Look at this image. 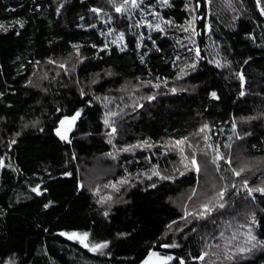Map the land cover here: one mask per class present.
I'll return each instance as SVG.
<instances>
[{"label":"trees","instance_id":"1","mask_svg":"<svg viewBox=\"0 0 264 264\" xmlns=\"http://www.w3.org/2000/svg\"><path fill=\"white\" fill-rule=\"evenodd\" d=\"M60 2L0 0V24L8 28L0 30V157L11 165L0 169V258L15 253L18 264H142L151 249L183 256L187 264H230L222 255L225 242L235 234L232 245L243 244L252 213L258 221L252 230L264 239V197L256 193L255 201L245 199L242 187L245 178L251 186L264 181V15L256 0H211V4L200 0V8L193 14L204 19L197 20L200 35L193 39L203 59L195 71L186 68L190 74L182 80L177 79L180 69L194 57V52L187 51L192 47L190 33L167 26L165 33H158L134 25L136 21L158 22L147 14L155 10L165 19L187 26L191 17L184 5L196 0H171L170 8L157 0H145L141 7L149 3L150 7L144 13L134 10L131 21L115 13L107 0H66L57 14ZM261 4L264 6V0ZM92 7H102L110 14L111 25L105 23L104 13L98 17L90 12ZM17 20L24 22L23 28L10 26ZM204 25H211V31ZM109 27L116 32L107 35ZM120 31L125 32L124 51L122 44L111 43ZM141 32L145 39L137 47ZM105 43L108 48L100 51ZM73 45L80 46L81 55L87 57L83 63L76 62ZM49 58L57 63H48ZM215 59L230 62V68H216L208 62ZM60 63L67 65V74ZM236 73L245 77L244 96L239 95L241 82ZM149 81L161 87L153 88ZM171 87L188 91L172 94ZM81 89L87 95L81 97ZM212 91L219 100L211 98ZM151 95L156 98L149 100ZM81 108L84 111L69 134L71 143L61 141L54 132L58 119ZM111 112L119 115L107 117L117 128L109 144L111 129L103 120ZM253 116L258 119L245 122L244 118ZM34 120L40 121L43 132L37 127L23 128ZM204 124L211 128L206 130L207 141L205 133L195 135ZM183 137L195 146H185V155L195 151L199 173L190 164V170H185L179 151L165 147ZM13 138L17 143L9 148ZM144 140L154 146L118 151ZM208 144L230 157L231 165L220 160L217 171L211 162L215 153ZM227 144L231 147H225ZM246 166L251 171L240 177L231 171ZM153 167L175 179L153 176L149 180ZM176 169L185 174L181 176ZM66 172L72 175H64ZM121 179L135 186H122L119 192L106 187ZM152 183L156 188L150 187ZM233 183L236 189L231 188ZM37 184L47 192L41 196L31 192ZM225 184L229 190L223 209L216 208L206 219H180L185 207L193 213L202 210L200 205ZM193 190L196 195L189 199ZM108 195L114 200L122 197L127 203H97ZM49 201L52 204L45 209L43 205ZM105 210L109 211L107 218ZM173 220L178 222L173 229L184 227L175 236L166 227ZM71 231L89 232L91 243L106 240L109 247L94 253L60 235ZM173 239L180 248L159 246ZM202 251L210 253L205 261L191 258ZM240 264H264V252L257 250Z\"/></svg>","mask_w":264,"mask_h":264},{"label":"snow or ice","instance_id":"2","mask_svg":"<svg viewBox=\"0 0 264 264\" xmlns=\"http://www.w3.org/2000/svg\"><path fill=\"white\" fill-rule=\"evenodd\" d=\"M81 2H83V0H81ZM108 4L114 9V12L117 14H120L121 17L131 21L132 20V16L134 13V10L139 9L141 13L145 12V8L150 7V3L149 5L145 6V7H141L142 5H144L145 0H120L119 3H117V0H107ZM157 2L159 3L160 6L162 7H172V2L171 0H157ZM204 2L206 4H211V0H204ZM66 3V0H61V2L58 4L57 8H56V12L57 14L60 13V10L62 8H64ZM256 5L257 7L260 8V12L261 15H264V6H262L261 4V0H256ZM200 0H196V3L194 4H188L186 3L184 5L185 10L190 14V19L187 20V26H185L184 24H177L174 20L172 19H165L158 11L152 10L150 12H147L148 15H151L152 17H154V19L158 22H151V21H136L135 22V27L136 28H140V27H147L148 29H152L155 30L158 33H165L166 32V27H176L178 29H180L181 31L185 32V33H190V35L188 36V39L191 41L192 43V47L187 48V51L189 52H194V57L192 58L191 62L186 64L184 68L180 69V75L177 76V79H184V76L189 75L190 72L185 71V69H190L191 71H195L197 69V66L200 62L201 59H203L202 55H201V49L200 47L196 44V41L193 39L194 36H198L200 35V32L197 31L196 28V22L197 20H203L204 16H197L194 15L193 13H196L199 8H200ZM90 12L96 14L98 17L101 15V13H104L105 16H107V20L105 21L106 24L111 25L113 18L110 14L105 13L104 9L102 7H92L89 9ZM80 19H83V17H80ZM18 24L20 28L24 27V22L23 21H15L12 25H10L11 27H15V25ZM91 27H95V24L90 25ZM128 27L131 28L133 27L132 23L128 24ZM205 28H207L209 31H211V25H204ZM0 30L2 31H7L8 28L4 25V24H0ZM116 32V29L113 27H109L108 28V32L107 35H111L113 33ZM19 34V33H17ZM104 33H102L103 35ZM134 35H136L134 33ZM148 40H152V36L148 35L146 37ZM252 40H255L254 36H250L249 37ZM145 39L144 33H139L138 34V42L136 44L137 47H140L143 44V41ZM153 43H155V41H152ZM112 44H117L120 43L123 46L121 47V51H124L125 48L127 47V42L125 40V32L124 31H120L117 36L116 39H113L111 41ZM92 47H96V45H93ZM73 48L76 51V62L77 63H83V61L85 59H87V57H83L80 53V46L78 45H73ZM108 48V44L105 43L103 48L100 49V51H105ZM177 60L180 59L179 56L176 57ZM141 62H143V59H141ZM209 63H214L216 68H226L229 67L230 68V62L228 61H224L222 62L220 59H215V60H209ZM37 64H39L40 62L37 61ZM48 63L50 64H56L57 62L55 60H52L51 58H49ZM245 63H247V61H245ZM59 67L61 69L65 70V73L67 74L68 72V68L67 65L65 63H60ZM109 76L112 75L111 72L108 73ZM238 79L240 80V87H241V91L239 93L240 96H244L245 92L243 91V87H244V82H245V77L243 75V73H236ZM45 79L47 78L46 76L44 77ZM159 79V78H157ZM29 84H32V81L29 80L28 81ZM78 83V81H77ZM93 84L96 83V80L92 81ZM149 84H151V86L153 88L159 89L161 87L160 83H156V84H152L151 81L148 82ZM163 84L165 87L168 86V82L167 80L163 81ZM44 91H47L46 89H44ZM177 91H188L187 88H180L177 89L176 87H171L170 88V92L172 94L177 93ZM3 93H0V96H2ZM80 95L81 97L87 95V93L81 89L80 90ZM210 96L213 99L219 100V96L217 94L216 91H212L210 92ZM96 99H100L99 97H95ZM156 97L155 95H151L148 97L149 100H154ZM105 100H107L108 98L105 97ZM89 104H91V100L88 101ZM140 107H142V105H140ZM57 112H60L61 109L57 108L56 109ZM83 109H77L74 111L73 114L71 115H64L63 117L58 119V126H56L54 128V132L55 135L61 140L64 141L66 143H71V140L69 139V133L72 131L76 121L78 120L79 117H81L82 113H83ZM119 115V113L117 112H111V113H105V119L103 120V123L105 126H107L108 128L111 129L110 132L107 133L109 139H108V143L112 144V137L117 133V128L114 126L113 123L110 122V120L107 118L109 116H117ZM253 119H258V117H247L244 118L245 122H247L248 120H253ZM40 121L39 120H34L32 121L30 124L29 123H25L23 125V128H28V127H37L39 129L40 132H43L44 129L43 127H40ZM237 128V124L235 123V121H233L232 123V129L233 132L235 133V130ZM206 130L211 131V128L208 124H204L197 133H195V135H199L201 133H205L204 135V140L207 141L209 139V136L206 134ZM17 136L20 135V132L16 133ZM245 135H251L250 132H246ZM237 138H241L239 137V135L237 134ZM229 139H231V137H229ZM17 141L16 139H11L8 142V146L9 148L11 147V145L16 144ZM154 145L149 143L148 140H144L139 142L138 144L135 145H128L126 147H122L120 149H118V151H122V152H128L131 151L134 148H151ZM185 146L188 148H195V146L189 141L188 137H183L180 139L175 140L174 142H170L168 145H165V147H174L175 149H177L181 155V163L184 166L185 170H190L189 169V164L191 165V168L194 169L197 173L200 172V166L197 162L196 159V155H195V151L193 152V154L191 156L189 155H185ZM113 147H115V145H113ZM208 148L213 149L215 155L212 157V163L214 165H216L217 171L220 170V165L218 163V161L220 160H225L228 163V165H231V158L230 157H225L224 155H222L219 151V149L217 147H214L212 144H208L207 145ZM225 147H231L230 144L225 145ZM107 155L111 156L112 159H116V157L112 154V153H108ZM205 156H207V153H204ZM74 158V156H73ZM5 167H11V165H6L5 161L2 157H0V169L5 168ZM15 171V169H13ZM177 172H179V174L181 176H183L185 174L184 171H180V169H176ZM232 173L237 176L240 177L242 176V174L245 171H251L250 167H241L239 170L232 168L231 169ZM64 175L66 176H71L72 173L71 172H66L64 173ZM153 176H156L159 178V180H174L175 177L173 176H166V175H162L160 173V171L157 170L156 167H153L151 169V175H148V179L151 180ZM221 179H224L223 177H221ZM135 186L131 184V181L128 179H121L119 180L116 184H111V185H106V187H112L114 189V191L119 192L122 186ZM156 183H152L150 185L151 188H156ZM79 188H83L84 186L81 184L78 186ZM236 184L233 183L231 184V188L232 189H236ZM242 187L246 190V197L245 199L251 198L252 201L256 200V196L254 194L258 193L260 196L264 197V181H261L260 184H257L255 186H251L249 184V180L247 178L242 180ZM229 190V186L227 184H225L222 188H220L213 197L209 198L207 203H203L200 205V209L202 210H198L196 213L193 212H189L187 210V208L185 207L183 209L184 215H182L180 217L181 220H185L187 221L189 217H194L197 220L200 219H206L207 216L214 211L216 208H220L223 209L225 207L224 204V198L226 193ZM97 192H99V189H96ZM31 192L35 193L37 196H41L43 195L45 192H47V189L44 188L43 190H41V185L37 184L36 186L31 188ZM196 195V191L193 190L191 196L189 197V199H191L193 196ZM113 201V202H123V203H127V201H124L122 197H120L118 200H114V197L112 195H108L106 197H100V199L97 201V203H101V204H108V202ZM52 204V201H49L48 203H45L43 205V207L45 209L49 208ZM109 215V211L105 210L103 212V216L105 218H107ZM178 222L176 220L171 221V223H169L166 227L171 230V233L173 236H175L176 233L178 232H183L184 231V227H180L178 226L176 229H173V225H177ZM186 226V225H185ZM253 226H258V221L256 219L255 213L251 214V223L247 226L248 230L246 232V239L243 242V244L241 245H232V241L236 240V236L235 234L232 235V237H230L229 239L226 240L225 245H224V249L222 252L223 255V259L226 262H230V264H240V260L242 259H247L249 257H251L257 250L264 252V239H260L256 234H254L253 232ZM241 227H244V225H241ZM196 229L193 228L192 231H195ZM61 236H65L67 239L69 240H74L79 242L80 244L83 245V247L89 249L91 252H100L103 253V251L105 249H107L109 247V241H101V242H96V243H91L89 240L90 237V233L89 232H83V233H79L76 231H71V232H61L60 233ZM118 235H126L125 233H119ZM167 233L165 234V237H167ZM221 236L223 237V233H221ZM229 245H232L231 247ZM161 248H180L181 245L180 243H178L175 239H173L171 242H162L159 245ZM217 248H219V245H217ZM189 255H191L189 253ZM210 255V253L208 251H202L198 256H194L191 257L193 260H199L201 262L205 261V259ZM212 255H216V253H212ZM0 264H18L17 259H16V254L13 253L11 255H9L6 259L4 258H0ZM142 264H187L185 258L183 256H172V255H161L158 251L155 250H149L147 253L146 258L143 259ZM212 264H215V262H212Z\"/></svg>","mask_w":264,"mask_h":264},{"label":"rangeland","instance_id":"3","mask_svg":"<svg viewBox=\"0 0 264 264\" xmlns=\"http://www.w3.org/2000/svg\"><path fill=\"white\" fill-rule=\"evenodd\" d=\"M70 134V133H69ZM174 148V147H173ZM161 254V253H160ZM161 255H171V254H161ZM173 256V255H172Z\"/></svg>","mask_w":264,"mask_h":264}]
</instances>
